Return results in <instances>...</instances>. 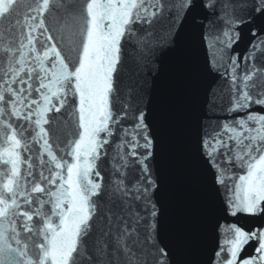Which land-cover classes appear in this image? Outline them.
<instances>
[{
    "label": "snow or ice",
    "instance_id": "obj_1",
    "mask_svg": "<svg viewBox=\"0 0 264 264\" xmlns=\"http://www.w3.org/2000/svg\"><path fill=\"white\" fill-rule=\"evenodd\" d=\"M197 44L225 84L219 121L156 95ZM174 149L205 264H264V222L234 219L264 221V0H0V264H177L157 167Z\"/></svg>",
    "mask_w": 264,
    "mask_h": 264
},
{
    "label": "water",
    "instance_id": "obj_2",
    "mask_svg": "<svg viewBox=\"0 0 264 264\" xmlns=\"http://www.w3.org/2000/svg\"><path fill=\"white\" fill-rule=\"evenodd\" d=\"M249 39L245 31L238 46L241 53L247 48ZM211 52L210 48L202 44L194 47L189 45L165 60L163 72L156 82V95L173 117L187 116L195 109L198 119L205 123L225 118L219 107H215L214 113L209 110L214 107L210 105V100L219 105L221 101L217 97H226V91H221L225 87L224 82L202 70L204 61L211 56ZM177 160L178 152L174 149L167 159H162L157 164L168 181V207L163 235L175 242L173 256L177 264H205L213 247L214 237L202 223V204L197 187ZM234 219L245 227L264 222L245 215Z\"/></svg>",
    "mask_w": 264,
    "mask_h": 264
}]
</instances>
